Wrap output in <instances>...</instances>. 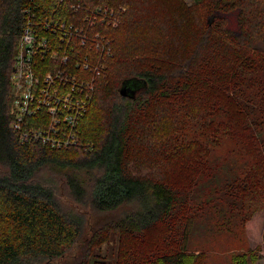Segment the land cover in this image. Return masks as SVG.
Segmentation results:
<instances>
[{"label": "trees", "instance_id": "trees-1", "mask_svg": "<svg viewBox=\"0 0 264 264\" xmlns=\"http://www.w3.org/2000/svg\"><path fill=\"white\" fill-rule=\"evenodd\" d=\"M96 7L118 24L89 31L106 52L76 49L93 67L69 70L92 85L76 143L21 142L11 75L23 26ZM49 120L36 111L23 130ZM262 210L264 0H0V264H256L264 229L251 247L246 224ZM199 229L226 239L225 258L192 246ZM111 237L112 258L94 253Z\"/></svg>", "mask_w": 264, "mask_h": 264}, {"label": "built area", "instance_id": "built-area-1", "mask_svg": "<svg viewBox=\"0 0 264 264\" xmlns=\"http://www.w3.org/2000/svg\"><path fill=\"white\" fill-rule=\"evenodd\" d=\"M76 7L79 9L78 4L72 2V8ZM74 11L79 14V10ZM85 11L82 22L75 16L71 20L59 14L55 18H43L42 31L34 22L29 21L23 26L11 75L12 128L19 133L21 142L40 140L53 147L76 143L78 115L90 99V94H85L84 90L91 91L92 85L91 81L79 78L69 70H93L89 64L92 54H81L76 49L95 47L106 52L109 41L89 31L95 27V20L100 25L116 27L118 24L113 9L96 7ZM28 12L25 9V13ZM47 57L58 64L40 76L35 69L36 62ZM42 109L50 116L47 128L23 130L26 117Z\"/></svg>", "mask_w": 264, "mask_h": 264}, {"label": "rangeland", "instance_id": "rangeland-1", "mask_svg": "<svg viewBox=\"0 0 264 264\" xmlns=\"http://www.w3.org/2000/svg\"><path fill=\"white\" fill-rule=\"evenodd\" d=\"M263 229H264V210L260 212H256L251 220L246 224V233L248 236V244L251 247H255L257 245H262V236H263ZM201 229L198 230L196 235L194 234L192 237V246H198V245H204L207 248H211L213 250H216L215 252L210 251V254L213 253V259L212 260H222L226 257L225 252L223 253V249L225 244L227 243L226 239L224 237H220L219 239L212 240L211 234L208 233L207 230ZM228 240V239H227ZM216 243H220L222 248H220V245H217ZM116 250V239L114 237H111L110 241L101 246L98 249H95L94 253L103 252L104 254H110L109 258H112L113 252ZM212 255V254H211ZM260 259L256 264H264V247H260ZM212 258V257H211Z\"/></svg>", "mask_w": 264, "mask_h": 264}, {"label": "water", "instance_id": "water-1", "mask_svg": "<svg viewBox=\"0 0 264 264\" xmlns=\"http://www.w3.org/2000/svg\"><path fill=\"white\" fill-rule=\"evenodd\" d=\"M119 93L124 96L134 97L135 90L132 88H128L125 84H123L119 89Z\"/></svg>", "mask_w": 264, "mask_h": 264}]
</instances>
